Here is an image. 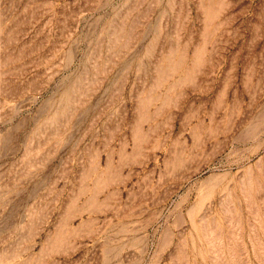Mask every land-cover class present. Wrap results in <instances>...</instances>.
Returning a JSON list of instances; mask_svg holds the SVG:
<instances>
[{"label": "rangeland", "instance_id": "1", "mask_svg": "<svg viewBox=\"0 0 264 264\" xmlns=\"http://www.w3.org/2000/svg\"><path fill=\"white\" fill-rule=\"evenodd\" d=\"M0 264H264V0H0Z\"/></svg>", "mask_w": 264, "mask_h": 264}, {"label": "bare ground", "instance_id": "2", "mask_svg": "<svg viewBox=\"0 0 264 264\" xmlns=\"http://www.w3.org/2000/svg\"><path fill=\"white\" fill-rule=\"evenodd\" d=\"M207 235H208V233H207ZM210 235V234H209ZM206 236V235H205ZM208 238V237H207Z\"/></svg>", "mask_w": 264, "mask_h": 264}]
</instances>
